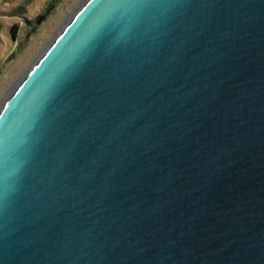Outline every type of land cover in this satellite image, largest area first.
Wrapping results in <instances>:
<instances>
[{
  "label": "water",
  "instance_id": "95a60500",
  "mask_svg": "<svg viewBox=\"0 0 264 264\" xmlns=\"http://www.w3.org/2000/svg\"><path fill=\"white\" fill-rule=\"evenodd\" d=\"M0 264H264V0H85L0 107Z\"/></svg>",
  "mask_w": 264,
  "mask_h": 264
},
{
  "label": "rangeland",
  "instance_id": "374dc122",
  "mask_svg": "<svg viewBox=\"0 0 264 264\" xmlns=\"http://www.w3.org/2000/svg\"><path fill=\"white\" fill-rule=\"evenodd\" d=\"M84 1L0 0V107ZM50 6L46 19L37 24ZM15 25L17 39L11 34Z\"/></svg>",
  "mask_w": 264,
  "mask_h": 264
},
{
  "label": "trees",
  "instance_id": "16d2710c",
  "mask_svg": "<svg viewBox=\"0 0 264 264\" xmlns=\"http://www.w3.org/2000/svg\"><path fill=\"white\" fill-rule=\"evenodd\" d=\"M51 8H52V7L50 6V7L46 10L45 13H42L41 15H39V16L37 17V19H36L37 24H41V23L46 19V16H47L48 13L50 12ZM16 31H17V25L12 26V27H11V34H12L13 39H17V37H16Z\"/></svg>",
  "mask_w": 264,
  "mask_h": 264
},
{
  "label": "bare ground",
  "instance_id": "6f19581e",
  "mask_svg": "<svg viewBox=\"0 0 264 264\" xmlns=\"http://www.w3.org/2000/svg\"><path fill=\"white\" fill-rule=\"evenodd\" d=\"M16 85H17V84H16ZM12 88H15V85H14V87H12ZM12 91H13V90H12ZM8 94H9V93H8ZM7 96H8V95H7ZM5 98H6V97H5ZM5 100H6V99H5ZM2 102H3V100H2ZM2 102H1V103H2Z\"/></svg>",
  "mask_w": 264,
  "mask_h": 264
}]
</instances>
